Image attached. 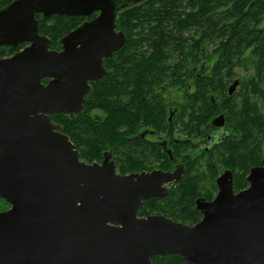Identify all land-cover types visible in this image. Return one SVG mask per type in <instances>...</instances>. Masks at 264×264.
Segmentation results:
<instances>
[{
	"label": "water",
	"instance_id": "water-1",
	"mask_svg": "<svg viewBox=\"0 0 264 264\" xmlns=\"http://www.w3.org/2000/svg\"><path fill=\"white\" fill-rule=\"evenodd\" d=\"M118 1L13 0L0 9V47L26 44L0 58V198L9 205L0 211V264H152L165 254L187 264H264V168L236 194L218 181L213 200H195L202 218L194 225L139 217L180 168L120 175L110 151L87 164L51 120L83 110L104 58L125 43ZM36 15L85 21L53 50Z\"/></svg>",
	"mask_w": 264,
	"mask_h": 264
},
{
	"label": "flooded vegetation",
	"instance_id": "flooded-vegetation-1",
	"mask_svg": "<svg viewBox=\"0 0 264 264\" xmlns=\"http://www.w3.org/2000/svg\"><path fill=\"white\" fill-rule=\"evenodd\" d=\"M128 1L115 4L124 9ZM143 1L146 0L140 2ZM116 30L119 31L117 25ZM138 42L139 38L132 40L125 36V43L104 58V76L89 82L92 89L85 96L81 112L86 110L88 95L93 93L95 85L99 91L108 87L106 90L120 103L118 112L130 111L127 119H118L117 112L108 118L111 124H124L116 128L113 146L102 150L100 161L95 162L101 163L104 153L110 151L109 160L120 175L126 174L118 172L121 159L129 168L127 174L153 170L172 172L180 168L178 181L164 185L168 189L164 197L172 194L178 196L177 200H194L198 219L192 224L184 223L194 225L202 218L195 200H213L219 192L218 181L224 186L230 183L236 194L249 186L248 175L252 169L264 168L260 134L262 107L258 103L264 97L262 77L255 71L247 79L243 78L236 74L241 63L229 68L230 62H216L213 52L204 54V47L198 51L194 45L189 69L175 72V80L166 78V73L160 79L153 78L150 68L142 62L145 57L138 51ZM170 90L178 94L175 99L170 97ZM99 94L96 90L91 98ZM92 102L89 106L104 111ZM158 198L162 197L151 199ZM139 212L140 209L139 217L160 215Z\"/></svg>",
	"mask_w": 264,
	"mask_h": 264
},
{
	"label": "trees",
	"instance_id": "trees-1",
	"mask_svg": "<svg viewBox=\"0 0 264 264\" xmlns=\"http://www.w3.org/2000/svg\"><path fill=\"white\" fill-rule=\"evenodd\" d=\"M12 1L0 3V9ZM36 19L38 33L50 39L51 49L54 50L60 47V38L83 21L80 17L66 15H54L46 19L36 15ZM115 23L127 39H130L133 29H139L138 51L145 57L142 62L150 68L153 78L160 79L166 73V78L175 80V72L183 73L184 69L191 67L195 45L198 51L204 47V54L213 52L216 62H230L229 68L241 63L244 55L254 56L257 75L262 77L264 84V0H146L119 10ZM24 46L0 47V56L3 57L4 52L9 53L5 56H11ZM97 86L88 95L85 111L74 118L66 114L50 116L51 120L63 126V132L76 146L81 158L84 154L77 142L78 132L88 134V138L94 141L91 142L92 152L98 155L113 146L117 138L116 128L124 124L120 122L117 126L111 124L110 120L94 123L85 118L90 100L102 106L109 117L117 112L118 119H127L130 114L127 111L129 109L123 113L117 111H120V103L115 102L113 93L106 90L108 87H102L99 91ZM96 90L100 94L92 99ZM177 199L178 196L171 194L146 200L139 214L155 212L186 224L196 222L198 213L194 209V200ZM152 264L187 263L179 255L165 254L154 256Z\"/></svg>",
	"mask_w": 264,
	"mask_h": 264
},
{
	"label": "rangeland",
	"instance_id": "rangeland-1",
	"mask_svg": "<svg viewBox=\"0 0 264 264\" xmlns=\"http://www.w3.org/2000/svg\"><path fill=\"white\" fill-rule=\"evenodd\" d=\"M6 0H0V3H3ZM48 24H50V22H48ZM137 34H139V29H133L132 31V35L130 36V38L136 39L139 38V36H137ZM20 50V49H19ZM12 52H10L11 54ZM14 53V52H13ZM8 52H4L2 53L3 57H8L5 55H8ZM245 57L243 58V61L241 62V65H239V68H236V74L246 78L249 76H252L253 73L256 71L255 65H254V56H247L244 55ZM1 58V56H0ZM246 70V71H245ZM262 88L264 90V84L262 83ZM264 92V91H262ZM170 97H172L173 99H175V97L178 95L176 94L174 91L170 90L169 92ZM253 98V97H252ZM258 103L261 105V117H262V127H261V138H262V156L264 157V97L262 100H258ZM87 115L86 118L90 119L92 122H103L106 119L108 120L109 115L107 113H105L103 110L96 108V107H90L87 110ZM54 122V120H52ZM79 135V141L78 145L80 147V149L83 151V159L80 157V160L85 162V163H93L95 161L99 162L101 159V155H102V151L100 153H98V155L94 154L92 151V146H91V142H94L92 139L88 138V134L87 133H83V132H78ZM104 149V148H102ZM119 159H121V157H119ZM203 163V160L201 161L200 164ZM120 167H118V172L120 173H128L129 168L123 163L122 159L119 163ZM152 167L155 166V164H151ZM8 208V205L3 201L0 200V211L5 210Z\"/></svg>",
	"mask_w": 264,
	"mask_h": 264
}]
</instances>
